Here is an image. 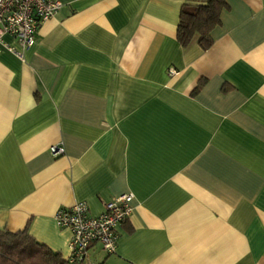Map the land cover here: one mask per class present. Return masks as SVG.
Here are the masks:
<instances>
[{
	"label": "crops",
	"instance_id": "0c3cea01",
	"mask_svg": "<svg viewBox=\"0 0 264 264\" xmlns=\"http://www.w3.org/2000/svg\"><path fill=\"white\" fill-rule=\"evenodd\" d=\"M58 1L0 50V230L64 258L58 208L130 193L94 262L264 264V0H225L207 49L178 42L182 0Z\"/></svg>",
	"mask_w": 264,
	"mask_h": 264
},
{
	"label": "built area",
	"instance_id": "2783aa9c",
	"mask_svg": "<svg viewBox=\"0 0 264 264\" xmlns=\"http://www.w3.org/2000/svg\"><path fill=\"white\" fill-rule=\"evenodd\" d=\"M60 6L58 0H0V50L4 48L22 58V51L34 43L40 24L53 16ZM5 36L13 38L15 45L6 41ZM51 151L60 154L62 148L54 145ZM131 198L130 193L111 198L98 215L89 214L85 201L58 208L54 215L57 226L70 231L64 264H98L90 259L95 243L107 253L114 252L117 227L130 216Z\"/></svg>",
	"mask_w": 264,
	"mask_h": 264
},
{
	"label": "trees",
	"instance_id": "16d2710c",
	"mask_svg": "<svg viewBox=\"0 0 264 264\" xmlns=\"http://www.w3.org/2000/svg\"><path fill=\"white\" fill-rule=\"evenodd\" d=\"M225 7V0H182L176 26L178 42L186 46L195 40L202 49H207L212 43L210 31L220 23V13ZM199 87L196 85L193 92ZM64 263L58 252L37 241L26 229L0 230V264Z\"/></svg>",
	"mask_w": 264,
	"mask_h": 264
}]
</instances>
